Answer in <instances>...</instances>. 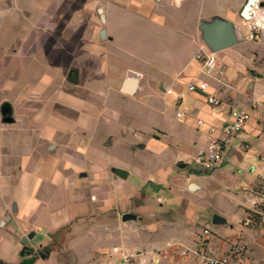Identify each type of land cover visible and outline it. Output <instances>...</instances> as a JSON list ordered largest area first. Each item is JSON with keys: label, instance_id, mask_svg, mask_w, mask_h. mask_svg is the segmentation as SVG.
<instances>
[{"label": "crops", "instance_id": "1", "mask_svg": "<svg viewBox=\"0 0 264 264\" xmlns=\"http://www.w3.org/2000/svg\"><path fill=\"white\" fill-rule=\"evenodd\" d=\"M66 1L0 0V264H54L88 225L100 232L96 264L117 245L147 264H204L196 234L206 227L215 253L238 245L241 264H264V215L249 217L264 202V37H246L248 20H264V0H255L263 11L249 19L248 0ZM132 17L144 25L141 55L103 27ZM215 22L230 24L236 42L214 51L220 67L208 76L197 53L210 48L202 25ZM126 54L139 56V67L122 66ZM75 56L84 61L74 63ZM134 77L136 91L125 92ZM202 79L207 92L188 93L179 104L165 92ZM106 81L124 98L170 95L172 123L153 122L152 135H142L128 108L108 105ZM209 93L222 100L216 110ZM238 108L251 118L224 163L189 171L218 135L210 128L223 127ZM152 188L162 193L152 196Z\"/></svg>", "mask_w": 264, "mask_h": 264}, {"label": "built area", "instance_id": "2", "mask_svg": "<svg viewBox=\"0 0 264 264\" xmlns=\"http://www.w3.org/2000/svg\"><path fill=\"white\" fill-rule=\"evenodd\" d=\"M259 8L258 4H254L252 8V17L256 15ZM247 39L258 40L264 37V20L250 19L247 23ZM197 59L201 63L202 71L208 75L213 76L219 69L220 62L215 54L206 45L200 47L197 53ZM136 76H141L140 72H133ZM210 84L209 81L202 79L198 82H189L184 90L174 92L172 88L165 89L166 93H174L177 104L183 100L184 96L191 92L201 91L207 92ZM207 101L212 109H218L222 100L217 96L209 93ZM187 116V112L178 106L176 110V117L183 120ZM251 114L244 108L234 109L231 112L230 120L227 121L223 127H211V133L218 134L211 137L206 149L199 152L195 158V162L200 164L206 170H212L220 166L225 161L226 150L230 147L232 139L238 134L247 122L250 120ZM199 125H203L204 121L199 119ZM261 197L264 201V189ZM246 225L250 224V220H245ZM212 237V231L209 227L202 229L196 234V241L198 243L197 254L200 256L204 264H241L239 256L241 255L242 247L236 246L228 253L217 254L209 246V239ZM183 253H186L184 251ZM106 260L100 264H147L146 260L140 256L138 252L131 251L122 246H113L110 250L104 253ZM149 264H155L153 261Z\"/></svg>", "mask_w": 264, "mask_h": 264}, {"label": "rangeland", "instance_id": "3", "mask_svg": "<svg viewBox=\"0 0 264 264\" xmlns=\"http://www.w3.org/2000/svg\"><path fill=\"white\" fill-rule=\"evenodd\" d=\"M56 3H61L62 0H54ZM73 3L74 0L66 1L67 5L69 3ZM225 2V0H221V3ZM254 7V6H253ZM260 6L257 11L260 10ZM70 11H72V8H69ZM262 9V8H261ZM59 12L62 11L60 8L58 10ZM57 11V12H58ZM263 11V9H262ZM260 12V11H259ZM94 15L96 17H101L99 12H94ZM137 19L132 17L128 20L126 24L120 23L117 19H109V22L107 24L103 23V27L107 28L109 31H112L115 33L116 38L118 39V43H123L122 40L125 42H129V44H132L134 48H140L139 55L142 54V48L141 45L143 43V38L146 36L144 34V25L143 23L139 24L136 23ZM102 24V23H101ZM108 46H111V43H107ZM140 46V47H139ZM88 56V60L91 61H98V59H101V56H96V58H90L91 55L86 54ZM98 58V59H97ZM74 63H82L84 61L83 57H73ZM87 61V62H91ZM120 63L122 66H138L140 64L139 56H132L130 54H126L125 56H122L120 58ZM170 67V65H168ZM73 70L72 68L68 71L69 72ZM135 70H129L127 72V75L132 76L135 75L133 72ZM138 72V71H135ZM76 73V72H75ZM77 74V73H76ZM104 90L107 94V103L108 105H114L117 104L118 106H121L123 108H128L130 112H132L135 116L134 125L136 127H139L141 130L142 135L145 134V136L152 135V131L149 127L155 122V124L160 123V121L166 120L167 122L173 121L172 115V99L170 95L166 96V99L163 98L162 95L152 97L149 99L148 96H142L140 98L132 99V98H124L119 95L118 92L113 90L112 88V82L106 81L103 85ZM173 95V94H172ZM167 104V105H166ZM156 106L158 109L160 108L161 111L159 114L151 111L150 108ZM168 106V107H167ZM163 108H166L165 112H162ZM112 157H117L116 152H111ZM187 169L190 171L191 169H199V170H205L200 164L196 162H191L187 165ZM205 172V171H204ZM152 196L156 195L157 193H162V190L158 189H151ZM167 193V192H166ZM214 214L212 217V222L215 218ZM94 225H88L85 232L81 233L80 236L74 241V244H70L67 248H64L56 254L51 259V262L54 264H96V262L100 259V251H98V236H99V229L97 226Z\"/></svg>", "mask_w": 264, "mask_h": 264}, {"label": "water", "instance_id": "4", "mask_svg": "<svg viewBox=\"0 0 264 264\" xmlns=\"http://www.w3.org/2000/svg\"><path fill=\"white\" fill-rule=\"evenodd\" d=\"M255 0H248L243 9V16L246 18H251L252 8L254 6ZM202 30L204 34V39L206 44L211 48V50L218 51L223 48L229 47L236 42V36L233 27L225 22H215L211 24L202 25ZM73 70L69 72L71 76ZM137 77L127 78L123 85V90L127 93H134L137 89ZM6 122L10 119L6 118ZM121 174L126 175L125 171H121ZM127 217V216H125ZM218 216L215 215L214 222L218 221Z\"/></svg>", "mask_w": 264, "mask_h": 264}, {"label": "trees", "instance_id": "5", "mask_svg": "<svg viewBox=\"0 0 264 264\" xmlns=\"http://www.w3.org/2000/svg\"><path fill=\"white\" fill-rule=\"evenodd\" d=\"M264 215V202H263V204L261 205V210H260V213H250V218H252L253 220H255V221H259L260 220V218H261V216H263Z\"/></svg>", "mask_w": 264, "mask_h": 264}]
</instances>
